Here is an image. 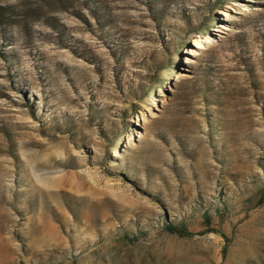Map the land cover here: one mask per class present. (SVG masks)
<instances>
[{"label": "rangeland", "instance_id": "obj_1", "mask_svg": "<svg viewBox=\"0 0 264 264\" xmlns=\"http://www.w3.org/2000/svg\"><path fill=\"white\" fill-rule=\"evenodd\" d=\"M0 264H264V0H0Z\"/></svg>", "mask_w": 264, "mask_h": 264}, {"label": "trees", "instance_id": "obj_2", "mask_svg": "<svg viewBox=\"0 0 264 264\" xmlns=\"http://www.w3.org/2000/svg\"><path fill=\"white\" fill-rule=\"evenodd\" d=\"M204 217H205V219L207 220V219H208V214L205 213V214H204ZM166 227H167L168 229H170V230H172V231H176V232H178V233H180V234H185V233L188 232V230L186 229V227H185L184 224H173V223H171V222H168V223L166 224Z\"/></svg>", "mask_w": 264, "mask_h": 264}]
</instances>
